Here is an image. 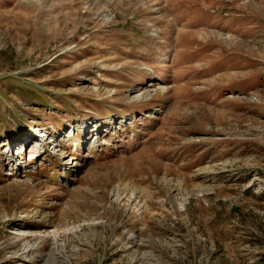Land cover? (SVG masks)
<instances>
[{
	"label": "rangeland",
	"instance_id": "rangeland-1",
	"mask_svg": "<svg viewBox=\"0 0 264 264\" xmlns=\"http://www.w3.org/2000/svg\"><path fill=\"white\" fill-rule=\"evenodd\" d=\"M0 264H264V0H0Z\"/></svg>",
	"mask_w": 264,
	"mask_h": 264
},
{
	"label": "bare ground",
	"instance_id": "bare-ground-1",
	"mask_svg": "<svg viewBox=\"0 0 264 264\" xmlns=\"http://www.w3.org/2000/svg\"><path fill=\"white\" fill-rule=\"evenodd\" d=\"M39 136V135H38ZM38 136H36V137H38ZM57 145V144H56ZM31 155H33V154H31Z\"/></svg>",
	"mask_w": 264,
	"mask_h": 264
}]
</instances>
